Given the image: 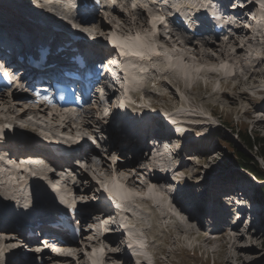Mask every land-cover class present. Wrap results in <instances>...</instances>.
<instances>
[{
    "label": "rangeland",
    "instance_id": "obj_1",
    "mask_svg": "<svg viewBox=\"0 0 264 264\" xmlns=\"http://www.w3.org/2000/svg\"><path fill=\"white\" fill-rule=\"evenodd\" d=\"M15 1L21 3L22 5V3L27 0ZM35 2H38V0H35ZM145 3L146 2L144 0L137 1L135 3V6L138 4V6L136 7H141V9L134 10V8H132L133 10H131V8L128 6L129 4L126 1L118 0V4L116 7L118 12H116V9H113L111 11L103 9L100 12L95 13L93 18L95 20V23L102 21L107 25L105 29L106 34L113 35L120 39H123L122 36L127 37L126 39L137 36H141L144 38V33L148 32V28L146 26L142 27L140 29V32L143 35H140L138 32H136V29L140 27V25L136 23L138 21L142 22L141 18H143L142 20L146 19V16L150 12L154 13L155 10L154 7H151L149 10L146 9L144 6ZM23 8L25 10V13L32 14L43 12L48 16L50 20L57 21V15L54 13L55 9H53L52 5L42 7L23 6ZM9 24L10 26L4 29L8 32L13 30V27L14 25H16V23L10 22ZM70 25L73 29L77 27L76 24ZM96 27L99 26L97 25ZM97 29H86V35H91L92 38L97 37V39L98 37L101 38L106 35L104 32L100 33V29H98L97 31ZM14 30V32L18 33L19 35L27 34V32L23 33L24 30L26 31V29L23 28L20 29L19 32L16 31L17 29ZM97 32L98 35L100 34L99 36L97 35ZM247 36H252L254 40V43H252V45H249L250 52H244L243 54H241V60L247 64V69L245 71L242 70L240 61H233L231 63L230 61H223V63L218 64V67L220 68L224 66L226 67L225 70H231L232 68H235V70L238 71L239 75L243 77V80L247 79L248 74L246 73V71L249 72V70H257L259 72L261 71V73L253 75L255 82L252 83L248 81L247 83L240 86V90L238 88L235 91L232 90V86L236 84L238 80L232 78L234 74L231 76L229 84L227 83V79H223L222 83L219 82V85H222V88L220 87L219 90L224 91V93L228 94L229 97H223V102H220L217 100V98H220V96L216 95L217 98H212L209 100V106H205L203 104V101L209 98L208 96L210 94V90L215 91L218 88L217 79H212L209 78L211 76L207 77L205 75L197 77L194 75L196 74V70L194 72L191 70L189 74H187L188 76H186V79L185 76L181 77L180 73L176 70L163 73L164 70L168 69V67L163 64L162 59L158 58L148 60L145 63L138 61L136 62L137 65H133L137 78L141 79L140 87L143 88V93H140L138 95V98H143V104H147L148 102L159 107L177 106L176 110L183 111L185 114H187L186 116L194 114L195 118L191 117V119L194 118L193 122L198 123L202 121L198 116H205L206 119L204 120L207 122L206 124H204V126L199 125V123V126L192 127L195 131H199L203 135V137L200 139V146L187 147L181 152L180 155L177 151L178 157L176 158V161H174L176 169L172 173V176L175 177L177 181H179L177 185L180 188L188 189L186 191H189L188 194L192 196L193 199V194H195L197 198L200 199L201 202H203L201 208L197 207V209L195 210L198 221L195 223L191 222L192 224L190 223V226H192L193 224H196L198 227L200 226L199 230L201 231L200 234L202 236L205 235H203V233H206V235H209L210 238H215L217 240L214 241V239H212V241L210 240V243H207L205 241H202V238H204L202 236L200 238L199 235H186L185 233L177 232L178 229H176L175 226L179 224H177L174 217L169 218L167 216L163 218L158 206L153 207L151 204L148 205L141 202L136 207L130 208V212L127 215V217L129 218L127 225L132 231H140L141 228L144 230V234L147 240L146 245L148 249L153 251L157 250L158 248H163L162 255L161 257H159L160 262H158L157 264H258L261 263V261H263L264 259V207L262 205L257 207L258 211H256L257 213L255 218L247 226H245L246 224L244 222L247 221H245L244 218V221H242V219L234 220L235 216L232 217V215L228 211L225 221L220 223L222 226H226L225 229L227 230L224 234L226 236V239H221L220 237L218 239V236H221L220 233L218 235V232L213 231L212 221L214 219L210 216L213 215L215 217V213H210L203 210L204 208H209V206L205 207V204H209L212 202L215 205L212 210L214 212H218V203H216L213 198L217 197L219 194H224L222 193V190H228L229 187L230 189H233V186L229 184L231 180H235L234 175H236V172L238 170L233 165L235 147L243 150V152H245L249 156H254V158L257 159V162L260 165H263V162L260 160V158L254 155L255 151H249L245 149L243 147L244 145L241 144L239 138L235 134L238 129H240V131L245 129L250 135H254L255 133H257L258 136L264 137V92L259 94L255 93V90L257 88H259L260 86H264V50H262L264 46H258L256 44V41L258 40L256 38L254 39V37L256 36H254L253 33H247ZM257 37L261 38L260 35ZM201 39L202 37H199L198 41L200 42ZM225 39L226 37H223L219 40L217 39L213 41L215 42V44H218ZM240 39L243 40V42H246L247 37L241 36ZM160 47H164V49L159 51L161 56L166 55L168 59L176 58L175 56L170 54L172 50H167V48L163 44H160ZM173 47V50H177L182 53H185L187 51L186 53L189 54L188 56L192 58L191 61H194V63H192L191 61L189 63L187 61V63L185 62V66H188V68H207L208 65L195 62V60L198 59V57L195 55V51L196 47H199V45H189L186 49L183 46L181 47L180 44H174ZM226 49L228 51H233L231 50L230 45ZM213 53L216 54L215 52ZM209 67L211 66H208V68ZM243 74H245V76ZM206 87L210 90H207ZM27 93H25L24 95L23 93L14 92L13 95H16L18 97H12V95L8 96L5 94V96H7L5 97V99H3L2 97L0 98V117H6L5 121H13L12 123L15 122L21 127L19 128L20 131H22L26 127L30 128L24 131L27 136L18 137L17 143L13 145L14 147H20L24 143L25 138L35 132L32 129L35 125L28 124L30 121L37 124L38 128H54L56 132L60 130L61 126L64 125L62 120L65 119L63 117L61 119L59 117L58 121L56 118L50 117L46 113L40 114L37 117V115L35 114L36 112L33 114L29 113V111H25L26 113L23 112L25 106L28 105V98H26L28 97V95H26ZM240 93L243 94L240 95ZM152 95H162V97ZM25 103L27 105H25ZM177 104H181V106ZM22 112V120H17V115L19 116V114H21ZM91 112L92 118L88 119V121L90 122L88 127H82V125L80 124L81 119H79L76 120L75 123H70L71 127L66 128L64 130V133H62L63 136L66 135L71 137H75L76 135L80 134L87 135L88 137L90 134L94 133H97L98 135L97 144L93 149L91 148V150L97 152L96 156L99 158V160L98 162H96V160L87 164L85 161H82L81 163L73 162V172L71 173L70 181L74 182L77 185L76 187L78 189L80 187L81 192H75V194L73 193L72 196L70 187L67 184L70 183V181L67 180L62 185V189H64L65 191L67 190L66 192L68 199H65L67 201L72 200L73 198L77 199L78 201H82L83 199L84 202H87L88 198L97 187L96 183L103 181V179L106 180L108 184H111L113 182H120L124 183V187H127L122 177L118 178L116 177L117 175L112 173V171L110 170V166L111 164H113V166L115 167H117L118 164L126 165L127 160L132 159L134 156V152L138 151L135 150L138 148L134 147V151H132V149L125 145V143L123 144L124 141L120 139L121 137L117 133L106 131L105 127L103 126L104 118L101 117L100 111L92 110ZM33 115L38 119H35ZM220 123H222L223 126L220 125ZM72 128L74 131L72 130ZM2 131L4 132V134L0 133V137L6 138L8 132L4 130ZM2 131L0 130V132ZM126 139H128V137H126ZM8 143L9 141L7 140V144ZM0 146H2L1 143ZM8 146H6L5 149L9 153V156H11V152L14 149L12 150L11 146ZM120 148H122L124 152L127 148L130 149H128L127 152L122 153ZM144 151L145 152H142L141 155L139 154V156L142 157L140 161H138L139 163L135 165L136 168L131 172L124 173L127 176L131 174L135 175L134 180L138 183V185L128 190H131L130 192L133 193V196L139 198L144 196V194L140 191V188L142 187L143 181L146 180L147 170L144 169L146 167V161H149V159H151V156H149L148 154V150L144 149ZM4 153L5 151L3 150L0 154L4 155ZM12 161L13 160L11 159L8 163L10 164L12 163ZM74 164H79L80 167ZM178 165L180 166L178 167ZM6 168L7 173L11 175V173H15L21 168L20 161L14 162ZM28 170L30 171L32 169L29 168ZM15 176H21L20 179H24L22 187L25 188V193L24 196L21 197V199L26 201H29V188H34V186L38 185V183H48L49 180V178L46 176L42 178L37 176L34 179H28L26 177H22V175ZM53 178H56V176L53 175ZM62 178H64L65 180V176H63ZM237 178L239 179V176ZM240 181L241 180L239 179V182ZM167 184H169V182H167ZM7 185H10V182L5 181L4 175L0 173V193L4 192L7 195L6 198L9 197V194L13 193V191H11L12 189L7 188ZM157 195L159 196L160 193H158ZM162 202L168 204L167 199L162 200ZM186 205L190 207V203ZM84 208L88 209L90 207L83 206L82 209ZM175 210L176 209L173 208L170 209L171 212L176 213L177 210ZM176 214L179 215L177 217H184L183 214ZM84 217L85 216H83V218ZM91 220L92 219L82 220L83 235L80 239L77 240L76 246H74L73 248L71 247L68 250V252L73 255L75 263V256L79 252L83 254L85 260L89 259V256L94 255V252H96V254L100 256V258L104 253V247L102 246V244L97 243L98 241L96 242V239L100 238L96 237V231H98V229L102 226H100L98 223L93 224ZM230 221H232V223L227 226ZM237 221H241V223H239L237 227L231 229V226H233L234 223H237ZM194 225L193 227H195ZM10 233L12 232H6V234L0 233V264H6L5 261L7 260V258H9L12 252L13 254L11 256H15V250L13 249L17 246L18 241L15 239V236ZM6 236H13L12 240H10L9 242V239ZM197 236H199V238H197L198 240L196 241L194 238ZM174 240H176L175 244L173 243ZM227 241H229L230 244L227 243ZM232 242L234 243L233 245L231 244ZM188 243H194V245L197 244L199 250H195L192 253L190 250L183 251L181 250V248L177 249V246H186L188 245ZM175 248L176 250H174ZM19 254L21 257L27 256L21 250H19ZM237 254H239V258L235 257V255ZM51 258L54 257L51 255ZM107 261L111 260L107 259ZM166 261H168L169 263H166ZM127 262L128 264H134V261H130V259ZM102 263L109 264L101 261V264ZM25 264H30V262H26Z\"/></svg>",
    "mask_w": 264,
    "mask_h": 264
},
{
    "label": "bare ground",
    "instance_id": "obj_2",
    "mask_svg": "<svg viewBox=\"0 0 264 264\" xmlns=\"http://www.w3.org/2000/svg\"><path fill=\"white\" fill-rule=\"evenodd\" d=\"M2 1H5V2H7V3H9V4H13L14 5V7H16L17 9L19 8V4H21V3H18L17 1H14V0H0V3L2 2ZM46 0H38V2H35V0H33V3L32 2H29V4L30 5H38V4H42V6H47L46 5V2H45ZM56 1V0H55ZM124 1H126V0H124ZM137 1H140V0H127V3L129 2V4L130 3H132L133 5H135V3L137 2ZM145 2H147V0H144ZM168 5H170V7H172V8H177V7H179L183 12H187V10H189V9H192V10H195L196 8H198L197 10H196V12L198 13V12H200L201 10H208L209 11V6H210V4H211V2L209 1V3L207 4V3H205V1L206 0H164ZM214 1V0H213ZM242 1V0H241ZM241 1H238V2H241ZM244 1H246V0H244ZM258 1V3L260 4V6H261V8H262V10L260 11V12H258L257 13V10L255 9V14H256V17H258V20H259V22L263 25V26H261L259 29H258V27H257V25H259L260 23H254V20L252 19V18H248V17H246L245 18V23L246 24H249L250 22L251 23H253L252 25L257 29V33H262L263 35H264V0H257ZM58 3L57 4H59L60 2L59 1H57ZM71 2V0L69 1V0H65V2H63V4H65V6H67L69 3ZM237 2V3H238ZM243 2V1H242ZM222 4H223V2H221ZM23 4H27V2H23ZM45 4V5H44ZM185 4H187V5H185ZM253 0L251 1L250 0V2H248L247 3V5L245 6L247 9H248V11L249 12H251L250 10L251 9H253ZM128 5V4H127ZM138 5V4H137ZM48 6H50V5H48ZM129 6V5H128ZM165 8V10H167L168 8L167 7H164ZM222 8H223V6H222ZM251 8V9H250ZM137 9H141L140 7H136V8H134V10H137ZM212 9H213V7H212ZM115 10V9H114ZM169 11H166L167 13H170L171 11V8H169L168 9ZM236 10H239V7H236ZM113 12V11H112ZM116 12H118V10L116 9ZM115 12V13H116ZM155 12V11H154ZM219 12H220V10H219ZM223 12H224V8H223ZM4 13L5 14H7L8 13V10H5L4 11ZM65 14H67L66 12H65ZM150 14V13H149ZM156 14V13H155ZM254 17H255V15H254ZM92 18V17H91ZM90 18V19H91ZM141 18V17H140ZM139 19V18H138ZM143 18H141V21L142 22H137L136 24H139L140 25V27H138L137 29H136V32H138V33H141L140 32V29L142 28V27H144V26H146L147 28H148V32L147 33H144L145 35H144V38L143 37H141V36H139V40H137V37H130V38H128V39H120V38H118V37H115V36H113V35H111L110 37L112 38V40H114V42L115 43H119L120 45H122V49L124 50V51H122V53L124 54V55H126V56H130V57H127V59H126V61L124 62L123 61V59L125 60V58H120L121 59V64L123 65L124 64V67L128 70V72H127V74H128V76H129V78L128 79H126L127 80V82L128 83H134V84H138L139 83V78H137V76H136V74H135V68H134V66L133 65H137V63L136 62H138V61H141V62H143V63H145V62H147L148 60H152V59H154L153 58V56H152V54H154V53H157V54H159V51L160 50H162V49H164V48H161L160 47V44H163L166 48H167V50H172V52L170 53L171 55H173V56H175L176 58H171V59H168L167 58V56L166 55H163V56H160V57H158V58H161L162 59V61H164V64L165 65H167L168 67H171L172 68V70H176V71H178L179 73H180V75L182 76V77H184L185 76V79H186V76H188L187 74H189V72H190V68H186V66H185V62L187 61L188 63L192 60V58L190 57V56H188L187 54H186V52L185 53H182V52H180V51H177V50H173L172 49V46H171V43H169L168 42V40H166L165 39V37L158 31V28H159V26H157V27H155L156 26V24H155V21H151V22H149V23H147V21H146V19H144V20H142ZM134 20V19H133ZM132 20V21H133ZM137 20V19H136ZM247 20H249L250 22L248 23L247 22ZM76 23V22H75ZM74 24V23H73ZM86 25H77V28L80 30V32L81 31H84V30H89L90 28H93V29H100L101 31H100V33L101 32H104L105 34H106V32H105V29H106V27H107V25L104 23V22H102V21H100V22H98V23H95V22H93V20H89V21H87V23H85ZM99 26V27H96V26ZM137 27V26H136ZM254 27H253V29H254ZM98 29H97V31H98ZM252 28H245V27H241V26H239V27H237L234 31H233V33L232 34H229L228 35V37L226 38V40H224V41H222V42H220V43H218V44H215V43H213V42H211V41H208V38L207 37H203L202 36V39L200 40V43H201V45H199V47H196V51H195V55L198 57V59H196L195 60V62H197V63H199V64H201V63H204V64H206V65H208V66H211V67H209L207 70H201V72L203 73V74H205V75H209V76H211L212 78H219V80L220 81H222L223 80V78L225 77V76H222V73L224 72V69H217L216 67L214 68V67H212L213 65H215V64H219V63H223V61H230V63L231 62H233V61H236V62H238V61H240V66L242 67V70L243 71H245L247 68V64L246 63H244L242 60H241V54H243L244 52H246V53H248V52H250L249 50H250V44L252 45V43H254L253 41V37L251 36V37H248L247 36V33H253V30ZM33 30H35V28L33 29ZM32 31V30H31ZM24 32H27V34H32L31 32H28V31H23V33ZM87 32V31H86ZM91 33H93V32H91ZM245 34V35H244ZM24 35V34H23ZM93 35V34H92ZM96 35V34H95ZM97 35H98V32H97ZM100 35V34H99ZM98 35V36H99ZM108 35V34H107ZM182 36H183V34H181ZM241 36H246L247 37V40H246V42L244 41L243 42V40H241L240 38H241ZM257 36V35H256ZM261 36V35H260ZM31 39H30V42H37V40H36V38L35 37H30ZM171 38V37H170ZM178 39H181L182 40V45L183 46H186V45H188V44H193L194 42L191 40V39H186V38H184V39H182V38H177V39H175V40H173L174 42H177L178 41ZM199 39V38H198ZM258 43V42H257ZM176 44V43H175ZM216 45V46H215ZM231 46V50H233V51H228L226 48L228 47V46ZM182 47V46H181ZM188 48V47H187ZM217 48H219V49H217ZM182 49V48H181ZM186 49V48H185ZM210 49H211V51H210ZM183 50V49H182ZM185 51V50H184ZM134 52H139V53H141V55H134L133 53ZM213 52H215L216 54H214ZM150 56H152L151 57V59H150ZM181 58L182 59V63H180L179 61H178V58ZM191 58V60H190V58ZM164 58V59H163ZM118 59H119V57H118ZM146 59V60H145ZM106 61L108 60V57L105 59ZM186 62V63H187ZM192 63H194V61H191ZM136 63V64H135ZM130 67V69H129V67ZM232 69H235V68H232ZM175 72V71H174ZM200 72V73H201ZM177 73V72H176ZM246 73L248 74L247 75V79L246 80H243V77L241 76V75H239V74H237V73H234V75H233V77L232 78H234V79H237L238 81L236 82V84H234L233 86H232V90L233 91H235L236 89H238L239 88V90H240V86L242 85V84H245V83H247L248 81H250V82H255V80H254V78H253V75H255V74H260L261 73V71L259 72V71H257V70H249V72H247L246 71ZM244 76H245V74H243ZM188 78V77H187ZM250 79V80H249ZM192 81V80H191ZM229 82H228V84L230 83V79L228 80ZM223 82V81H222ZM133 84V85H134ZM186 84V83H185ZM181 85V84H180ZM227 85V84H226ZM208 87V86H207ZM206 87V89H208ZM221 88H222V86H221ZM242 91V90H241ZM106 94H107V100H108V98H109V100L110 99H114L115 98V95H116V92H115V90H113V91H106ZM241 94H243V93H240V95ZM12 95V97H18V96H14L13 94H11ZM216 95H219L220 96V98H217V96ZM3 98V99H5V97H7V96H5V94H3V93H0V98ZM163 97H164V95H163ZM209 98L208 99H206V100H204L203 101V104L205 105V106H209L210 104V102H209V100L210 99H212V98H217V100L218 101H220V102H223V97H225V98H228L229 97V95L228 94H226V93H224V91H210V94H209V96H208ZM23 99V98H22ZM21 99V100H22ZM19 101V100H18ZM109 102V101H108ZM111 102H109L108 104H110ZM25 105H27L26 103H25ZM31 107V106H30ZM91 109L92 108H89L87 111H84V115L83 116H81V115H79V116H76L75 118H73V117H71V115H70V113L67 111V109L65 108V109H63V110H61V109H55L54 110V112L52 111L51 112V115H52V117L53 118H56L57 120H58V118L60 117V119L63 117L65 120H62V122L64 123V126H62L63 128L62 129H66V128H69V127H71L70 126V123L72 124V123H75L76 122V120H79V119H81L80 120V124L82 125V127H88L89 126V124H90V122L88 121V119H91L92 118V115H91ZM15 110V109H14ZM18 110V109H17ZM25 111H29V113H35L36 115H37V117H38V115H40V114H45L44 112H43V109L41 108V107H37V108H34V109H30L29 108V106L27 105V106H25V109H24V111L23 112H25ZM23 112L21 113V114H19V116L17 115V117H18V119L17 120H22L21 118H22V116H23ZM59 112V113H58ZM26 113V112H25ZM28 113V112H27ZM34 116V115H33ZM36 117V118H37ZM42 117V116H41ZM45 117V116H44ZM88 117H90V118H88ZM34 118H35V116H34ZM35 118V119H36ZM52 118V119H53ZM104 118H106V116L104 117ZM128 119H130V117L128 116L127 117ZM184 118H186V117H184ZM14 119V118H13ZM38 119V118H37ZM40 119V118H39ZM107 119V118H106ZM105 119V120H106ZM109 119V118H108ZM3 120H6V117H0V122L1 121H3ZM11 120V119H10ZM55 120V119H54ZM59 121V120H58ZM13 122V121H12ZM29 122V121H28ZM164 123V122H163ZM28 124H32V125H35L36 127H37V124H35V123H33L32 121H30ZM108 124H110V126H111V128H112V123H111V121H110V119L108 120ZM165 125L166 124H168L167 122H165L164 123ZM14 125L19 129V128H21L19 125H17L15 122H14ZM63 125V124H62ZM104 126V125H103ZM106 128H109V127H107V126H105ZM105 130V129H104ZM5 131V130H4ZM74 131V130H73ZM8 132V131H7ZM106 132V131H105ZM9 133V135H11V133L10 132H8ZM1 134H4V132L2 131L1 132ZM127 135H129V134H123L122 136L125 138V141H127L128 139H126V137H128ZM157 135H159V136H157L156 137V139H158V140H160V141H165L166 142V144H168L169 146L170 145H173L174 144V142H177L178 143V141H176L175 140V137L173 136V135H164L163 134V132L162 131H158V133H157ZM1 136V135H0ZM142 136H144L145 137V135L143 134V135H141L140 137H142ZM152 140V139H151ZM3 141V140H2ZM128 142H130V143H132V144H134L135 143V141H133V140H128L127 142H125V145H128L127 143ZM145 142H146V145H147V140H146V137H145ZM3 143V142H2ZM135 145V144H134ZM128 147H130V146H128ZM135 148H138L137 147V145H135ZM129 148H127L126 149V151L125 152H127V150H128ZM120 150H121V152L122 153H125L124 151H123V149L122 148H120ZM135 150H137V149H135ZM135 152H137V153H135L134 154V156H133V158L132 159H128L127 160V162H126V165L125 164H118V166L115 168V172H113V174H115V175H117L116 177H118V178H123V181L125 182V184H126V186L128 187H124V186H122V184L121 183H115V182H113V183H109L108 185H109V187L115 192V193H121V191H125V193L124 194H122V196H124V197H126L127 199H133L134 200V202L135 203H145V204H149L151 201H153L154 203H155V206H158L159 207V209H160V212H161V214H162V217L164 218V217H169V218H172V217H174L175 218V216L177 217V216H179V215H177L176 213H178V214H184L185 216H186V219L189 221V222H185V220H184V224H183V226H181V227H179L178 225H177V227H176V229H178V231L177 232H181V233H185L186 235L187 234H195V235H199L200 236V238H201V231L199 230V227L198 228H195V227H193V225L192 226H190L192 223L191 222H195V220H196V222L198 221L197 220V218H196V216H195V214H194V211H188V210H185L186 208L179 202V201H177L176 200V198L175 197H171L172 199H170V202L168 203V204H166L165 202L163 203L162 202V200H164L165 199V197L167 196H172L171 195V193L170 192H168L167 191V189H165V185H167V181L169 182V180L167 179V176H165V175H161V176H153V177H146V180L144 181V183L142 184V187L140 188V191L144 194V196H142V197H135V196H133V193H131L128 189H130V188H133V187H135L136 185H138V183L137 182H135V175L134 174H131V175H125L124 173L125 172H131L133 169H135L136 167H135V165L137 164V163H139L138 161H140V159H141V157L142 156H139V153H138V151H135ZM96 154H97V152H95V151H93V152H86L85 154H84V159L86 160V163H89V162H91V161H96L97 159H95V157H96ZM171 159H173V160H176V158L178 157V152H175L174 151V155H171ZM171 159L169 160V159H166V160H164V165H163V167H167V166H169L170 165V161H171ZM98 161V160H97ZM93 166V165H92ZM146 166H148V167H154V165L150 162V161H146ZM126 167V168H125ZM129 167V168H128ZM145 170H146V168H144ZM178 169V168H177ZM244 171H246L248 174H251V175H255L254 173H252V172H250V171H247L246 169H243ZM43 169L42 170H40V172L39 173H43ZM176 171H178V170H176ZM14 173V172H13ZM167 173V172H166ZM239 176V179L242 181L243 180V174H240V175H238ZM255 176H257V175H255ZM42 178V177H41ZM45 180V179H44ZM50 180V179H49ZM32 181V180H31ZM240 181V182H241ZM20 183V182H19ZM25 183V182H24ZM27 184V183H26ZM25 185V184H24ZM34 185V184H33ZM23 186V185H22ZM73 189H74V192H76V193H79V192H81V188L80 189H78L76 186L75 187H72ZM7 189V188H6ZM25 189V188H24ZM37 189V192H39V194L40 195H42V196H46L49 200H52L53 199V197L55 196V193H53V191H51V190H49L48 189V184H46V183H38V186H34V188H32V190L33 191H35ZM240 189V188H239ZM8 190V189H7ZM67 191V190H66ZM66 193V192H65ZM65 193L63 192V195H65ZM158 193H160V195L158 196L157 194ZM188 193H189V191H188ZM236 193V194H235ZM235 193H234V195H237V194H239V193H237L236 191H235ZM6 195V194H5ZM10 196H12V195H15V196H17V193H14L13 192V194H9ZM7 196V195H6ZM15 196H14V198H15ZM229 196V195H228ZM65 197V196H64ZM237 197V196H236ZM25 198V197H24ZM238 199V198H237ZM67 201V200H66ZM228 204L229 205H231V204H233V201H228ZM264 207V206H263ZM171 208H173V209H176L175 211H176V213H174V212H171L170 211V209ZM132 210V209H131ZM87 211H90L89 213H93L94 211H95V207H92L91 209H89V210H87ZM255 212L256 211H258V208L256 209V210H254ZM240 213V211H237L236 213H237V215ZM0 213H2L1 212V209H0ZM8 215H11V214H9V213H7ZM100 213H98V214H94V216H97V215H99ZM168 214H170V215H168ZM91 214H88V216H86V218H89V217H91L90 216ZM251 216H250V220L252 221L254 218H255V216H256V214H255V216H254V214H250ZM259 215V214H258ZM105 217H109L110 215H104ZM211 217V216H210ZM93 218V217H92ZM180 218V217H179ZM182 218V217H181ZM184 218V217H183ZM244 218V220L245 221H248V219H249V217L248 216H244L243 217ZM89 219H91V218H89ZM92 221V223L93 224H95L97 221H99V220H91ZM96 221V222H95ZM189 223H191V224H189ZM239 223H241V221H237V223H234L233 224V226H231L232 228L231 229H233V228H235V227H237L238 225H239ZM210 226V225H209ZM102 228V227H101ZM101 228H99L98 229V231L101 229ZM226 228V226H222V228H220V229H222V231L220 232V238L222 239H226V236L224 235L225 233H226V230L227 229H225ZM228 228V227H227ZM11 229H10V227H8V226H5V225H2V226H0V233H5L6 234V232H9ZM128 230H130L129 229V227H126V232L128 233V234H130L129 233V231ZM202 230V229H201ZM229 230V229H228ZM10 234H12V233H10ZM179 235V234H178ZM190 235V236H191ZM194 235V236H195ZM218 235H219V233H218ZM199 236H197V238H199ZM7 237V236H6ZM13 237V236H12ZM12 237L11 236H9V237H7L8 239H9V242H10V240H12ZM98 237H100V236H98ZM47 238H49V237H47ZM119 238V236L117 235V234H112V233H110V234H106V235H104V236H102V237H100L99 239H96V242L98 241V242H100V243H106L107 244V248H108V250H106L105 251V253H106V255H105V262L107 261V259H110L112 262H120V264H128L127 263V260L129 259L128 257H125V256H122V257H120V255H118L117 254V252L114 250L115 249V247L116 248H118L119 247V245H120V243H119V241L117 240ZM176 238V237H175ZM203 239V240H202ZM201 240L202 241H205V242H209L210 240H209V237H206V236H204V238H202ZM135 240V242L137 243V244H139V245H141V241H142V239H140V238H135L134 239ZM214 241H216V240H214ZM8 242V241H7ZM69 244H70V246H72V248L74 247V246H76V244H77V241H75V240H69V242H68ZM227 243H229V241H227ZM225 244H226V242H225ZM230 244V243H229ZM232 245L234 244L233 242L231 243ZM231 245V246H232ZM18 249H19V247H18ZM18 249H15V255H18V253L17 252H19V250ZM133 250V249H132ZM134 254H135V257L136 258H139V263L140 264H144L143 263V259H142V257L143 256H146L147 255V253H145V250L143 249V248H141V247H139L135 252H134ZM141 255H143V256H141ZM54 257H56V256H54ZM235 257L236 258H239L240 256H239V254H237V255H235ZM1 258V257H0ZM75 260H76V263L74 262V259H73V255L71 256V255H69V254H66V255H64L62 258H51L50 256L48 257V256H44V257H42V264H100V261H101V258H100V256L99 255H97L96 254V252H94V255H91V256H89V259L88 260H90V263H88L87 262V260H85V258H84V256H83V254L81 253V252H79L78 254H76V256H75ZM131 261V260H130ZM2 262V261H1ZM31 264V263H30ZM103 264V263H102Z\"/></svg>",
    "mask_w": 264,
    "mask_h": 264
},
{
    "label": "trees",
    "instance_id": "obj_3",
    "mask_svg": "<svg viewBox=\"0 0 264 264\" xmlns=\"http://www.w3.org/2000/svg\"><path fill=\"white\" fill-rule=\"evenodd\" d=\"M236 135L239 138L241 144L244 145L243 147L245 149L249 151H255L254 155L261 159L263 165H260L257 162V159L254 158V156H249L238 147L234 148L235 150L233 164L254 173L259 178L264 180V137L258 136L257 133H255L254 135H250L245 131L241 133L239 130L236 132ZM259 194L264 197V184L262 189L259 191ZM258 264H264V259L263 261H261V263Z\"/></svg>",
    "mask_w": 264,
    "mask_h": 264
},
{
    "label": "snow or ice",
    "instance_id": "obj_4",
    "mask_svg": "<svg viewBox=\"0 0 264 264\" xmlns=\"http://www.w3.org/2000/svg\"><path fill=\"white\" fill-rule=\"evenodd\" d=\"M113 2H114V0H113ZM134 7H135V5H133ZM140 38H139V36H137V40H139ZM134 55H141V53H139V52H134L133 53Z\"/></svg>",
    "mask_w": 264,
    "mask_h": 264
}]
</instances>
